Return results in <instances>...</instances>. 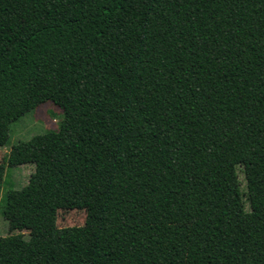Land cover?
<instances>
[{
    "label": "trees",
    "instance_id": "16d2710c",
    "mask_svg": "<svg viewBox=\"0 0 264 264\" xmlns=\"http://www.w3.org/2000/svg\"><path fill=\"white\" fill-rule=\"evenodd\" d=\"M47 101L0 264H264V0H0V148Z\"/></svg>",
    "mask_w": 264,
    "mask_h": 264
},
{
    "label": "rangeland",
    "instance_id": "374dc122",
    "mask_svg": "<svg viewBox=\"0 0 264 264\" xmlns=\"http://www.w3.org/2000/svg\"><path fill=\"white\" fill-rule=\"evenodd\" d=\"M63 118V110L52 101L40 104L36 109L28 112L10 125V139L0 148V179L2 180V192L0 206L3 204L5 194L15 188L19 189L28 184L31 175L35 171L34 163H22L16 166H9L8 158L12 146L20 141L29 140L32 136L43 133L46 130L59 128ZM242 198L247 210L250 209V201L247 190L243 165L237 167ZM87 212L83 209L59 210L57 214L56 226L65 227L73 225H83L86 221ZM9 222L0 210V235L19 233L18 230L11 231ZM28 235V231H23Z\"/></svg>",
    "mask_w": 264,
    "mask_h": 264
}]
</instances>
